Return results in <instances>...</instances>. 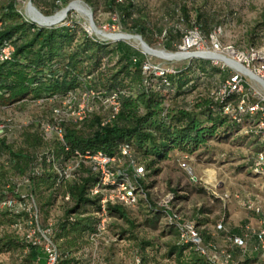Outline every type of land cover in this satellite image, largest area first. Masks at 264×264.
Listing matches in <instances>:
<instances>
[{
    "label": "trees",
    "instance_id": "1",
    "mask_svg": "<svg viewBox=\"0 0 264 264\" xmlns=\"http://www.w3.org/2000/svg\"><path fill=\"white\" fill-rule=\"evenodd\" d=\"M70 1L54 0L53 7ZM106 3L111 10L119 11L122 21L132 24L131 28L152 46V28L146 17L135 16L138 9L133 2L127 4L119 0H106ZM183 12L185 19L190 22L186 7ZM199 22L201 28L211 31L210 27L201 23L200 17ZM78 31L80 29L76 26L47 28L28 22L18 12L16 0L0 7V46L10 42L16 49L12 61L0 63V111L43 101L44 106L50 107L52 116L69 93L85 90L106 94L119 92L122 103L116 120L105 127L102 123L108 114L103 111L96 112L83 123L73 120L64 123L63 141L54 135H46L42 128H31L25 131L24 147L18 151L9 143V137L0 143V158L7 160L3 161V169L13 167L21 177L20 182L13 179L0 182V226H21V230H14L0 239V248L22 249V264H45V256L40 246H33L27 240L26 215L16 207L1 206L7 199L19 203H24L30 197L40 199L41 209L48 216L49 210L62 195L63 205L67 209L64 218L55 225L53 236L61 255L60 264H78L73 247L84 242L87 234L91 241L96 233V214L100 206L98 200L91 198L89 193L99 182L98 171L81 161L75 178L58 185L55 164L65 166L67 162L98 153L119 156L120 148L126 146L132 158L144 165L150 174L175 151L193 156L201 148L207 147L210 141L234 138L242 129V126L232 123L230 117L224 115L223 106L226 102H216L212 95L229 75L211 62L195 59L189 61L186 67L176 69L177 74L147 76L143 73V63L148 60L145 55L126 43L112 44L100 41L84 31L78 35ZM163 32L164 29H160L159 35ZM167 35L165 47L168 51L174 50V42L182 44L184 40L179 30H169ZM203 79L211 86H208L209 94L199 95L194 103L187 102V97L204 85ZM217 79L221 80L220 84H217ZM51 116L42 121L48 122ZM245 137L247 135L242 138ZM252 142L254 148L258 149L248 160L249 168L256 154L264 150L256 135H252ZM128 165L129 161L126 160ZM35 169L39 175H32ZM158 172L154 170V173ZM132 173L131 169L129 174ZM26 179H29L28 183H25ZM147 183L146 178L141 181L145 195H139L134 208L145 205L152 215H156L153 221L161 216L166 218L165 209L158 204L153 205L149 200ZM23 188L28 193L24 194ZM67 195L69 201L65 200ZM132 209L122 205L111 206L109 217L134 227L129 213ZM201 214L199 210L196 216L189 219L200 228L207 243L217 241L212 236L215 228L200 227L201 220H207ZM166 224L169 234L176 240L169 245V251L162 249L164 253L160 254L164 260L175 264H207L196 251L180 242L175 225H169L167 221ZM80 250L76 249L77 253ZM155 252L152 243H144L140 254L144 264H157Z\"/></svg>",
    "mask_w": 264,
    "mask_h": 264
},
{
    "label": "rangeland",
    "instance_id": "2",
    "mask_svg": "<svg viewBox=\"0 0 264 264\" xmlns=\"http://www.w3.org/2000/svg\"><path fill=\"white\" fill-rule=\"evenodd\" d=\"M10 1L13 0H0V7ZM76 1H82L84 5H87V9L92 11L93 20L99 31L108 35H139L135 29L131 28L132 24L122 21L119 11L111 10L106 0H71L67 4L58 3L57 8L53 7L54 0H34L33 4L35 2L34 6L43 15L52 17ZM29 2L30 0H16L17 10L28 22L38 25L27 14ZM119 2L127 4L133 2L138 9L135 16L146 17L153 31L152 46H149L154 50L168 53L181 52L183 42L182 44L174 42L173 51L166 49L167 31L179 30L185 37L195 28L201 31L207 46L211 49H213V35L223 47L232 46L241 53L249 54L251 48L264 49V0H119ZM184 7L188 10L190 22L185 19ZM199 17L204 26L211 28L210 32L200 27ZM57 26H76L80 29L78 35H81L83 31L89 34L91 32L90 35L100 41L112 44L126 43L138 53L145 55L151 63L165 68L182 69L191 60H201L200 58L165 60L145 54L138 42L104 39L92 32L90 18L74 9L68 13L64 22ZM160 29H164L162 35H159ZM190 52L195 53L196 50L193 49ZM208 61L214 67L221 69V65L216 66L211 60ZM224 72L227 76L237 73L232 68H226ZM247 80L251 81L250 77H247ZM220 81L217 79V84H220ZM203 83L204 85L187 97V102L194 103L199 95L209 94L208 86H211L207 80L203 79ZM252 83L255 90L264 97V87L259 83ZM50 116V107L48 109L43 101H39L36 104L27 103L18 108L0 111V123L4 120H12L13 131L9 134V143L18 151L24 147L25 131L31 128L41 129L42 119ZM243 136L244 133L241 130L234 138L210 141L207 147L201 148L189 160H186L189 166L186 170L180 166V163L185 162V154L176 151L171 153L168 160L160 163L145 177L148 179L149 200L153 205L168 203L175 211H181L189 218L196 216L200 210L203 219H207L201 220L203 221L201 228L214 229L221 218L227 214V225L230 227L229 222H237L232 218L234 211L240 212L243 209L236 201H233L228 205L226 212L222 201L216 198L213 192L219 196L225 193L234 194L250 189L251 183L253 184L254 179L250 174L248 160L258 148L253 146L252 134L245 138H242ZM4 159L6 160L4 157L0 158V182L6 179L20 182L21 177L13 167L9 170L3 169ZM147 165L148 162H146ZM154 170L159 172L154 173ZM23 193H28L26 188H23ZM169 196L172 199L168 200ZM36 202L41 211L43 226L57 225L64 218L67 206L63 205L62 195L49 210L48 216L41 209L42 201L37 199ZM129 213L135 224L134 227L125 221L112 219L107 232L100 238L96 240L91 238L90 241L87 234L84 242L73 247L78 264H133L135 257L141 254L144 243L147 242L152 243V249L156 251L154 257L157 264H175L164 260L160 254L162 249L165 252L169 251V245L176 240L168 232L166 219L161 216L153 221L156 215H152L143 204L133 208ZM13 232L14 229L10 226H0V239ZM78 248H81L79 253L76 251ZM23 260L22 249L0 248V264H22ZM150 260L152 261V258Z\"/></svg>",
    "mask_w": 264,
    "mask_h": 264
},
{
    "label": "built area",
    "instance_id": "3",
    "mask_svg": "<svg viewBox=\"0 0 264 264\" xmlns=\"http://www.w3.org/2000/svg\"><path fill=\"white\" fill-rule=\"evenodd\" d=\"M212 40L213 49L207 46L205 37L198 28H195L184 37L181 53H191L190 51L195 49L196 52L193 54L198 53L203 56H190L184 59L211 60L216 66L221 65L223 71L226 68H232L237 72L229 74L226 82L212 95L216 102H226L223 106L224 115L230 117L232 123L242 126L241 130L244 135H256L261 145L264 146V97L252 85V82H256L264 87V49L252 50L251 53L245 54L232 46L223 47L214 35ZM15 52V46L10 42H5L0 46V63L12 61ZM207 54H215L219 58L204 56ZM237 64L249 71L253 77L236 68ZM143 73L147 76L164 77L168 74H177V71L176 68L155 65L148 59L143 63ZM244 76L250 77L252 82ZM121 108L119 92L106 94L85 90L80 93H69L63 99L60 108L54 111L51 119L42 123V130L46 135H54L59 141H63L64 123L71 120L83 123L91 115L103 111L108 114L107 119L102 123L105 127L116 120ZM12 131V120L2 121L0 123V143L8 138ZM190 157L185 155V162L180 163L181 168L185 170L189 168L186 160ZM126 160L129 161L128 166H126ZM81 161L92 165L99 173V182L90 189L89 193L91 198L98 200L100 206L96 214L98 219L96 233L92 236V240H96L107 232L111 220L109 207L122 205L134 208L138 203L139 195H145L141 181L145 179L148 172L144 165L132 158L128 147L122 146L119 156L110 157L104 153H98L67 162L65 166L55 164L54 169L59 176L58 185L75 178ZM131 169L133 173L129 174ZM36 174L39 175L37 169L32 172V175ZM250 174L254 179L250 189L234 194L225 193L221 196L213 192L214 196L222 201L226 211L228 205L236 201L252 217L241 227L240 232L236 233L227 225L228 217L225 214L215 226L212 235L217 241L207 243L200 228L189 217L181 211H175L168 203L159 204L165 209L167 223L177 227L180 242L196 251L207 264H264V150L254 157V163L250 166ZM28 182L29 179H26L25 183ZM170 199H172L171 196L168 197V200ZM65 200H70L69 195L65 197ZM1 206L16 207L23 212L26 215L29 243L42 248L45 264H60L61 255L53 240L55 225L49 224L47 227L42 225L41 213L35 198H27L24 203L7 199ZM12 228L21 230L20 225H14ZM219 241L224 244H220ZM133 264H144L141 255L135 257Z\"/></svg>",
    "mask_w": 264,
    "mask_h": 264
},
{
    "label": "bare ground",
    "instance_id": "4",
    "mask_svg": "<svg viewBox=\"0 0 264 264\" xmlns=\"http://www.w3.org/2000/svg\"><path fill=\"white\" fill-rule=\"evenodd\" d=\"M81 2H79V1L73 2L67 8H69L70 11L73 10V9L77 10L80 13H82L83 15H86L88 18H90L89 10L87 9L86 5H84ZM67 8H64L63 11L58 12L55 16L47 17V18H45L46 17L45 15H44L45 17L39 16L38 14H36L31 9H28L27 14H28L29 18L32 21H34L35 23H37L41 27H54V26L62 24L64 22V20L67 18L68 13L70 12V11H67ZM92 32L96 33L97 35H99V36H101V37H103L104 39H107V40H117V39L124 38L127 41H131L132 40V41L138 42L140 44V42L136 38H131V37H128V36L122 37V36L115 35V34L108 35V34H106L104 32L99 31L97 28H92ZM145 50H146V52L149 55H152V56H155V57H158V58H161V59H163V58L183 59V58H187V57L194 56V55L195 56H203V54H198V53H196V54H193V53H182V54H178V55L173 56V55L163 54V53H160V52H155V51H152V50H149V49H145ZM204 56H207L209 58H219L215 54H207V55H204ZM235 66H236V68H238L240 71L244 72L245 74L251 75V73L249 71L243 69V67L240 64H237Z\"/></svg>",
    "mask_w": 264,
    "mask_h": 264
},
{
    "label": "water",
    "instance_id": "5",
    "mask_svg": "<svg viewBox=\"0 0 264 264\" xmlns=\"http://www.w3.org/2000/svg\"><path fill=\"white\" fill-rule=\"evenodd\" d=\"M33 1L34 0H30V2H29V5H28V8L29 9H31L32 11H34L36 14H38L39 16H42V17H45L35 6H34V4H33ZM79 2H81V1H79ZM82 3V2H81ZM87 6V5H86ZM89 10V12H90V27H92V28H97L96 27V24H95V22H94V20H93V13H92V11L90 10V9H88ZM67 11H70V9L69 8H67ZM45 18H47V17H45ZM47 28H51V27H47ZM90 34H92L91 32H90ZM115 35H119V36H122V37H124V36H128V37H131V38H136V39H138V41L140 42V45H141V47H142V49H143V51H144V53L145 54H148L147 52H146V50L145 49H149V50H152V51H155V52H160V53H163V54H167V55H173V56H175V55H178V54H182L181 52H178V53H168V52H166V51H158V50H154L153 48H151L146 42H145V40L143 39V37L142 36H140V35H130V34H115ZM111 41H127V40H125L124 38H121V39H117V40H111ZM192 57H195V55L194 56H192ZM163 59H165V60H175V59H169V58H163ZM184 59V58H183ZM177 60V59H176ZM179 60V59H178Z\"/></svg>",
    "mask_w": 264,
    "mask_h": 264
},
{
    "label": "crops",
    "instance_id": "6",
    "mask_svg": "<svg viewBox=\"0 0 264 264\" xmlns=\"http://www.w3.org/2000/svg\"><path fill=\"white\" fill-rule=\"evenodd\" d=\"M251 187H252V183H251ZM234 211V210H233ZM234 216L232 217L233 220H237L236 221H232L229 222V225L232 229H234V231L236 233L240 232V229L243 225H245L249 220L252 219V217L250 216V214H248L246 211L241 210L240 212H236L234 211ZM231 220V219H230ZM237 223H239V225L237 226ZM220 244H224V242L219 241Z\"/></svg>",
    "mask_w": 264,
    "mask_h": 264
}]
</instances>
